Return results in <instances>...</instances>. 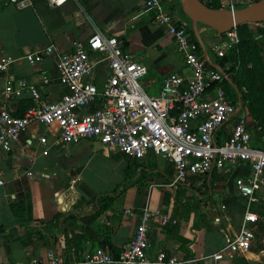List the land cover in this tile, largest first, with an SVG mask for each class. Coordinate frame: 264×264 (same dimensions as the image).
<instances>
[{
    "label": "crops",
    "instance_id": "1",
    "mask_svg": "<svg viewBox=\"0 0 264 264\" xmlns=\"http://www.w3.org/2000/svg\"><path fill=\"white\" fill-rule=\"evenodd\" d=\"M143 1L65 0L51 6L45 0H31L30 6L15 8L7 0H0V54L14 58L8 69L0 73V107L7 108L11 114H20L27 103H32L26 88L28 83H33L44 98L59 97L64 86L56 79L57 53L71 50L74 40L86 38L94 28L117 36L122 41V49L131 52L144 65L140 83L147 93H157L162 77L168 72L186 77L189 70L174 40L155 20L153 11L144 7ZM162 1L167 8L174 9L178 19L187 21L177 14L179 6L175 0ZM233 1L237 7L251 0ZM201 36L206 49L214 52L219 38L205 28ZM253 36L264 61V33L254 31ZM46 44L53 46L51 52L32 63L26 62L25 52ZM208 55L211 58L209 52ZM90 58L95 65L87 78L98 82L107 72L106 60L98 52H91ZM5 85H9V91L3 90ZM251 119L246 115L252 143L264 147L260 135L256 140L252 136ZM232 121L233 118L228 119L220 129L226 130ZM54 130V123L29 124L11 142L10 148L0 153L3 179L0 264L12 259L24 261L48 250L59 258V264H79L84 254L95 247L105 248L103 232L107 225L110 242L119 250L132 234L136 221L135 217L123 213L124 207L135 211L141 207H160L176 219L164 225L155 219L149 222V253L163 249L166 253L194 259L185 264H264V184L258 185V201L251 204L257 218L252 223L250 247L215 261L209 256L224 244L227 236L233 235L241 221L243 201L234 192L232 177L246 172V165L237 166L228 176L213 170L195 172L173 187L138 180L119 193L115 203L86 227L79 215L92 211V199L98 191L115 188L123 177L126 157H114L112 154L117 150L103 148L93 139L54 144ZM40 135L46 137L44 144L38 142ZM44 147L46 153L41 151ZM129 159L142 166L149 176H159L161 181L172 173L171 164L159 153L141 158L129 156ZM17 201H22V208L18 206L17 213L12 212L10 204Z\"/></svg>",
    "mask_w": 264,
    "mask_h": 264
},
{
    "label": "built area",
    "instance_id": "2",
    "mask_svg": "<svg viewBox=\"0 0 264 264\" xmlns=\"http://www.w3.org/2000/svg\"><path fill=\"white\" fill-rule=\"evenodd\" d=\"M65 0H45L56 6ZM170 2V0H168ZM15 8L31 5V0H7ZM220 6L234 8L233 0H218ZM146 9L153 11L155 20L176 44L183 63L189 70L186 77L168 72L155 94L147 93L141 83L144 65L131 52L122 49V41L115 35L94 30L84 39L72 42L69 51L58 52L55 59L56 79L64 91L56 99L44 98L33 83L26 88L32 103L22 114L13 115L0 107V153L10 148L12 141L29 124H55L54 144L64 145L81 139L96 140L101 147L115 149L131 158L159 153L172 167L170 176L163 179L167 187L195 172L213 170L218 175H229L239 165L247 171L235 173L232 186L243 201L241 221L232 236L226 237L219 248L210 253L218 260L232 252L246 251L253 239L252 223L257 215L251 204L258 201V185L264 184V147L252 143L245 108L234 114L226 130L219 127L235 103L227 96L220 81L223 75L205 66L200 48L187 30V21L178 19L174 9L162 0H144ZM264 27V19L249 22ZM237 40L234 26L223 32L214 46L217 56L223 57L225 48ZM46 44L23 54L27 63L51 52ZM91 52L102 53L107 66L104 77L95 82L88 79L95 61ZM9 54H0V73L13 61ZM9 85L4 91H9ZM40 135L38 142L44 144ZM42 153H46L44 147ZM3 179L0 174V184ZM125 215L135 217L129 239L112 255L102 246L84 254L79 264H185L193 258L177 256L157 249L149 253V222L159 225L174 223L176 219L160 207H141L135 211L124 207ZM73 250V248H71ZM50 250L27 260L12 259L3 264H59Z\"/></svg>",
    "mask_w": 264,
    "mask_h": 264
},
{
    "label": "trees",
    "instance_id": "3",
    "mask_svg": "<svg viewBox=\"0 0 264 264\" xmlns=\"http://www.w3.org/2000/svg\"><path fill=\"white\" fill-rule=\"evenodd\" d=\"M201 1L211 7L220 6L218 0ZM175 2L178 5V1L175 0ZM234 29L237 34V40L225 48L223 57H219L215 54V52H211L210 49H207L211 55L212 60L219 63L224 68L226 74L236 83L240 92L241 108L245 107L250 116L255 120V125L258 128V134L264 140V61H262L261 59V56L259 54L260 48L253 36L254 31H256L257 33H264V27L255 26L254 28H252V24L249 25V22H241L236 24L234 26ZM187 30L192 35L191 29L188 24V19ZM222 36L223 33H220L217 37L220 39ZM194 41L196 42L195 39ZM196 44L199 47L197 42ZM204 64L209 69H215L205 62ZM220 84L224 88L227 96L231 99L232 103H235L236 94L232 86L224 78H222ZM30 104L31 102L27 103L25 108ZM23 111L20 114H22ZM233 116L234 115H232L229 119H231ZM221 126L219 127V129L221 128ZM112 155L114 157L120 155H124L126 157L127 163L123 169V177L118 181L113 190L98 191L92 199V202L94 204V208L92 209V211L81 213L79 215L81 222L86 227H89L91 225L92 221L99 213L115 203V198L119 193H121L126 187L132 185L133 183H136L139 178L142 177V175L147 173V171L142 166H138L137 163H132L127 154L117 151L116 154ZM168 171L170 172L171 170ZM135 172L136 174H134ZM18 206L22 208V201L11 203L10 208L12 212L17 213L18 210L16 209ZM208 227L209 226L207 225L206 228ZM104 228L105 231L103 232V236L106 245L105 249L112 255H115L118 252V249H115V247L110 242V238L108 235L110 226L107 225Z\"/></svg>",
    "mask_w": 264,
    "mask_h": 264
},
{
    "label": "water",
    "instance_id": "4",
    "mask_svg": "<svg viewBox=\"0 0 264 264\" xmlns=\"http://www.w3.org/2000/svg\"><path fill=\"white\" fill-rule=\"evenodd\" d=\"M179 10L187 17L192 35L199 45L205 63L219 71L223 78L232 86L236 94L233 109L227 114L226 120L236 114L241 108L240 92L236 83L230 78L224 68L213 61L202 40L201 30L209 29L210 34L218 36L241 22H253L264 19V0H251L244 5L232 9L224 6L211 7L201 0H177ZM224 123V122H223Z\"/></svg>",
    "mask_w": 264,
    "mask_h": 264
},
{
    "label": "rangeland",
    "instance_id": "5",
    "mask_svg": "<svg viewBox=\"0 0 264 264\" xmlns=\"http://www.w3.org/2000/svg\"><path fill=\"white\" fill-rule=\"evenodd\" d=\"M177 14H180V16H182V17H184V18H186V16L178 9V13ZM175 15H176V13H175ZM187 19V18H186ZM254 25H252V28H254L253 27ZM246 115H249L250 116V114L247 112V114ZM251 117V116H250ZM252 118V117H251ZM252 120V122H253V125H251V131H252V136H253V138L256 140L258 137H257V135H259L258 134V128H257V126L255 125V120L252 118L251 119ZM263 139V138H262ZM139 180H143V181H150V182H155V183H157L156 185H158V186H163L162 184H163V181H161V178L158 176H149L148 174H144V176H143V178H140ZM181 182V180L178 182V183H180ZM162 183V184H161ZM177 183V184H178ZM258 228H259V226H258ZM258 228L255 230V231H257L258 230ZM258 232V231H257ZM256 232V233H257ZM260 233V236L262 235L261 234V232H259Z\"/></svg>",
    "mask_w": 264,
    "mask_h": 264
}]
</instances>
